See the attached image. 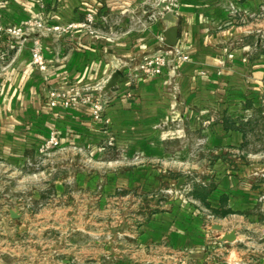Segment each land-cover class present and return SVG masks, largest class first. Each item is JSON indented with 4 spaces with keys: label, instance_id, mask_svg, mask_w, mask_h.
I'll return each instance as SVG.
<instances>
[{
    "label": "crops",
    "instance_id": "crops-1",
    "mask_svg": "<svg viewBox=\"0 0 264 264\" xmlns=\"http://www.w3.org/2000/svg\"><path fill=\"white\" fill-rule=\"evenodd\" d=\"M5 1L1 27L63 28L87 14L96 24L40 36L45 73L30 62L38 34L0 39V160L23 161L53 135L65 170L56 197L80 202V235L111 204L125 264H264V0ZM160 2L178 23L169 50ZM166 51L161 76L138 73L143 56ZM77 87L103 101L99 120L90 106L51 105L52 92Z\"/></svg>",
    "mask_w": 264,
    "mask_h": 264
},
{
    "label": "rangeland",
    "instance_id": "rangeland-1",
    "mask_svg": "<svg viewBox=\"0 0 264 264\" xmlns=\"http://www.w3.org/2000/svg\"><path fill=\"white\" fill-rule=\"evenodd\" d=\"M24 156L20 162L15 154L8 163L0 160V264H125L127 244L118 243L119 232L107 216L113 206H104L98 226L95 217L87 218L89 233L80 235L86 222L79 216L80 202L56 197V183L65 174L63 156L43 148ZM94 207L88 204L87 211ZM13 209L21 215L17 220L9 217Z\"/></svg>",
    "mask_w": 264,
    "mask_h": 264
},
{
    "label": "built area",
    "instance_id": "built-area-1",
    "mask_svg": "<svg viewBox=\"0 0 264 264\" xmlns=\"http://www.w3.org/2000/svg\"><path fill=\"white\" fill-rule=\"evenodd\" d=\"M6 5L7 2L5 0H0V11L4 10ZM95 24L96 20L92 14H87L84 22H81L78 25L69 24L63 28L59 26H49V24H47V22L44 20L26 21L21 24H14L6 27L0 26V39L6 38L14 41L18 40L23 43L29 35L33 33L38 34L39 38H35L32 42V47L30 49V62L34 68L38 69L42 73H45L47 71V63L43 57L40 36L51 32H67L72 29H76L77 27L94 33L93 26ZM161 42L163 43V39H161ZM174 55L182 61H187L188 59L186 56H181L178 53ZM8 57V52L4 51L2 53L1 59H8ZM171 58H173L172 51H166L163 54L155 56H143L136 68L142 77L153 79L163 74V70ZM50 97L52 100V106L59 105L63 108L90 106L92 109L93 119L99 120L101 118L104 103L100 99H96L95 94L88 90H81L77 87L72 89V91L67 94L61 92H52ZM261 107L264 110V88L262 90ZM57 147L58 142L53 135H51L42 146L44 150H51Z\"/></svg>",
    "mask_w": 264,
    "mask_h": 264
},
{
    "label": "water",
    "instance_id": "water-1",
    "mask_svg": "<svg viewBox=\"0 0 264 264\" xmlns=\"http://www.w3.org/2000/svg\"><path fill=\"white\" fill-rule=\"evenodd\" d=\"M166 2H160L157 6V10L159 11L161 15V21L166 26V33L164 35V45L167 47V49H173L177 45L178 41V23L177 20L174 18L172 13L168 10ZM126 70V68H121L117 72H114L108 82L105 84V86L102 89V92H107L109 90H112L116 87L118 81L121 79V76L123 72ZM184 180L180 179L176 185V189L179 190L183 186ZM19 211L17 209H13L9 211V217L12 220H17L20 218ZM214 230L220 231L221 227L215 226ZM236 240V235L234 231L225 233L222 238L220 239L221 243H232Z\"/></svg>",
    "mask_w": 264,
    "mask_h": 264
}]
</instances>
